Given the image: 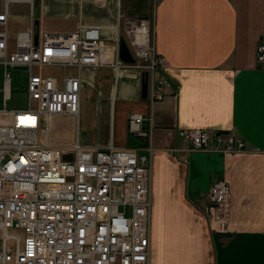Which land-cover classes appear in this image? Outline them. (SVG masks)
Returning a JSON list of instances; mask_svg holds the SVG:
<instances>
[{"label":"crops","instance_id":"crops-1","mask_svg":"<svg viewBox=\"0 0 264 264\" xmlns=\"http://www.w3.org/2000/svg\"><path fill=\"white\" fill-rule=\"evenodd\" d=\"M96 1L102 2L37 0L33 10L29 4L15 3L10 12L11 37L28 31L35 19L48 32L49 19L64 21L58 33H74L80 25L98 27L106 55L114 61V16H104V6ZM130 3L126 18L135 13L151 21V41L170 65L164 74L165 97L151 105L141 98L140 82L134 76L113 82L111 68L85 71L83 92L92 89L91 84L103 88L107 76L111 85L108 94L98 91L105 140L101 136L89 148L148 146L147 141L130 140L128 123L132 114L152 119L149 264H264V62L257 59L264 38V0ZM184 129L231 134L245 147L228 156L214 151L213 145L208 151L168 156V147L186 148L178 136ZM219 178L231 188L224 231L208 214L206 202Z\"/></svg>","mask_w":264,"mask_h":264},{"label":"built area","instance_id":"built-area-1","mask_svg":"<svg viewBox=\"0 0 264 264\" xmlns=\"http://www.w3.org/2000/svg\"><path fill=\"white\" fill-rule=\"evenodd\" d=\"M35 0H1L0 66L3 67L5 108L9 121H0V264H149L151 254L152 119L129 118L130 140H144L140 149L84 147L80 132L73 144L58 147L51 139L56 117L80 119L84 73L109 67L118 80L149 74L148 99L165 97L164 76L170 65L157 54L150 23L143 18L123 20V37L135 59L119 58L121 36L115 39L117 57L106 55L101 28L80 25L74 33L41 31L35 45L33 26L10 34L11 6ZM119 17L117 30L120 29ZM264 62V38L257 47ZM26 67L28 108L7 111L11 94L10 69ZM60 68L64 74L41 76L34 69ZM161 74L162 78H158ZM186 148L168 147L170 157L214 151L225 156L243 151L242 139L202 129L180 130ZM144 152V153H142ZM71 155V159H65ZM184 163H188L185 159ZM231 188L217 179L208 193L213 220L224 231L229 221ZM208 211V208H207Z\"/></svg>","mask_w":264,"mask_h":264},{"label":"rangeland","instance_id":"rangeland-1","mask_svg":"<svg viewBox=\"0 0 264 264\" xmlns=\"http://www.w3.org/2000/svg\"><path fill=\"white\" fill-rule=\"evenodd\" d=\"M130 1L131 0H102V2L96 1L97 6L100 5L104 6L105 9L104 16L105 15L109 17L114 16V21H115L114 27L117 26L119 17L122 19L120 21L119 31L115 30L116 33L115 37L118 34L121 37L126 35L124 30L123 20L127 19L125 9H127L129 4L131 5ZM36 2L37 0H35V6H36ZM128 16H129L128 18L139 17V15L135 13L134 14L128 13ZM149 22H150V26H152L150 20ZM47 25H48V29H51L50 32H52V30L57 31V29H61L62 27L60 26L65 25V23L64 21H61L59 19H49L47 20ZM41 31H43V28ZM107 52L108 51H106V54ZM103 68L104 69L107 68L110 70V68L108 67H103ZM34 72L41 76L53 75L60 77L64 74V71L60 68H47V69L35 68ZM10 74H11V94L7 101L6 109L7 111L25 110L28 108L27 86H28L30 74L29 72L24 70H14V69H10ZM108 77L109 76L105 78L107 84L105 83L103 88H98L97 90L96 84H95V89L93 87V84H91L90 87H92V89H87L86 91L82 92L81 111H80L81 114L79 121H77L75 118L72 117H57L52 120L51 139L53 144H55V146L58 147L70 146L71 144H73L77 132H80L81 134V140H82L81 144L84 147L89 148V146L95 145L98 141H100L101 136L103 137V140H105L106 135L103 133L104 124L102 125L104 115H102L101 109L99 108L100 107L99 104L101 102L98 91L100 90V92L102 93H107V94L109 93V91L111 90V85ZM113 82H115L114 77H113ZM2 88H3V67L0 66V111L5 108L4 94L1 91ZM9 119H10L9 114H7L6 116L0 115V121H9ZM96 146L102 147L101 144H98ZM207 201H208V197L206 198V202Z\"/></svg>","mask_w":264,"mask_h":264},{"label":"water","instance_id":"water-1","mask_svg":"<svg viewBox=\"0 0 264 264\" xmlns=\"http://www.w3.org/2000/svg\"><path fill=\"white\" fill-rule=\"evenodd\" d=\"M33 31H34V41L35 45L38 46L39 44V37H40V21L39 19H35L33 23ZM119 58L128 64H133L135 63V59L133 58L129 47L126 43V40L124 37L120 38V43H119ZM26 67L22 68H15L14 70H26ZM140 93H141V98L143 100L148 99V93H149V74L148 72L142 73L141 76V85H140ZM72 157L71 155H66L65 159L70 160ZM214 205H209L208 206V212L211 213V208H213Z\"/></svg>","mask_w":264,"mask_h":264},{"label":"bare ground","instance_id":"bare-ground-1","mask_svg":"<svg viewBox=\"0 0 264 264\" xmlns=\"http://www.w3.org/2000/svg\"><path fill=\"white\" fill-rule=\"evenodd\" d=\"M115 30H117V27L115 26V28H114Z\"/></svg>","mask_w":264,"mask_h":264}]
</instances>
